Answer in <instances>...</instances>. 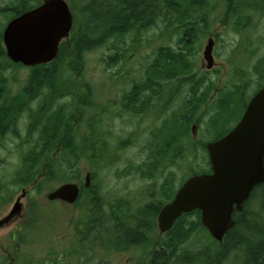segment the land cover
I'll return each instance as SVG.
<instances>
[{
  "label": "trees",
  "instance_id": "1",
  "mask_svg": "<svg viewBox=\"0 0 264 264\" xmlns=\"http://www.w3.org/2000/svg\"><path fill=\"white\" fill-rule=\"evenodd\" d=\"M74 1V14L77 10L81 21L78 23L76 16L71 37L61 44L57 58L48 65L29 68V75L21 92L16 94L18 96L8 95L9 92L3 85L5 80L0 82V150L11 153L16 165L11 171L0 168V210L13 198V191L9 189L11 185H18L21 189L30 187L28 194L32 189L40 191L43 187L50 188L56 183L78 181L81 162L90 166L109 164L107 155L111 153V149L106 141L107 131L100 117L101 109L96 107V102L80 75L84 54L100 47L103 41L106 44L113 36L139 32L156 24L159 19L166 24L170 20L184 24L182 27L186 32L183 39L185 42L189 39L186 42L188 44H192V40L199 34L201 42L209 34L206 30L211 22L208 16L211 0ZM38 3L37 0H17L16 7H5L0 12L10 14L8 22L33 9ZM223 3L221 24L234 33H241L248 28L255 16L264 15V0H224ZM3 28L0 24V60H5V67L18 66L12 64L5 56L1 45ZM184 41L179 42L177 49L168 44L159 45L153 59L145 66L142 78L133 80L129 88L119 94L118 108L138 116L139 113L142 115L148 111L154 101H174V95H165L163 98V95L150 94L176 91L177 88L167 91L174 82L180 86L191 84L193 87V94L183 100L182 105L178 107L179 111L173 110L168 117L163 118L159 126L156 125L163 116L160 117L161 109L147 112V117H151L150 127L156 126L149 131L151 137L146 142L145 150H148L149 154L147 160L133 165V171L141 174L143 178H153L156 174L160 177L163 169L174 166V158H181L183 153L187 154L195 146V140L191 137L190 143L186 136L189 126L191 128L193 124L199 123V115L196 116L199 110L208 107L210 111L233 113L234 102L239 100L243 102L244 112L252 96L246 95L252 76L259 79L256 91L264 85V57L258 58L254 64L249 63L253 51L244 47L240 51L248 56L236 65L235 72L230 71L226 82L217 92L218 95H209L213 88L212 83L207 84L204 93L199 94L203 81L192 80L193 76L190 77L189 69L192 64L189 56L192 50L181 46ZM262 41L264 37L251 42L244 40L242 44L249 43L253 49L255 45L262 44ZM233 55L234 52L228 56V61L232 63ZM105 60L108 65L117 66L118 63L124 62L126 57L125 54L110 53ZM115 76L120 75L117 73ZM115 80L119 81V77H115L113 81ZM80 85L84 86L83 95L80 94ZM66 103L69 104L68 107L65 106ZM91 105L94 112L91 111ZM85 112L90 115L83 128L79 125L81 115ZM23 115L26 119L22 135L17 126ZM226 132L218 134L214 139H219ZM8 134L16 140L11 146L5 143ZM204 144L201 145L203 149ZM7 145L10 146L9 149ZM170 150H173L172 155L169 154ZM94 176L95 173H92L90 187L81 191L80 197L85 198L81 205V215L69 219V225L73 227V240L77 237L80 248L86 244L82 242L88 239H91L88 243L90 249H99L105 255L110 252L122 253L131 248H144L136 264H220L231 255L237 257L238 264H264V184L253 193V197H259L258 211L246 212L249 204L246 205L218 246L202 227L198 211L183 214L167 233H158L156 217L176 192L170 177L164 176L159 186L163 200L152 199L144 205L139 202L135 207L134 203L125 199L103 198L99 187L95 186ZM185 180H182L180 185ZM74 205H77V202ZM42 212L45 213L43 207L33 206L29 213V225H35L38 214ZM198 229L209 235L210 240H206L202 248L194 254L185 252L182 245ZM12 236L15 246L12 252H16L24 234L23 231H18ZM68 253L77 256L82 254L77 250ZM2 258L0 264H12L9 257L6 256L4 263ZM15 258L13 264L18 263ZM22 260L19 264H26V260ZM97 264L109 262L102 259Z\"/></svg>",
  "mask_w": 264,
  "mask_h": 264
},
{
  "label": "rangeland",
  "instance_id": "2",
  "mask_svg": "<svg viewBox=\"0 0 264 264\" xmlns=\"http://www.w3.org/2000/svg\"><path fill=\"white\" fill-rule=\"evenodd\" d=\"M67 1L74 12V7H76L75 1ZM223 1L211 0L208 7L211 11L212 6L214 4L217 5L216 10L212 8V12H209L208 16L211 22L209 28L206 30L207 32L212 31L217 34L212 53L214 66L209 71H206L205 62L201 64L203 50L201 34L192 40V44L186 43L189 39L186 42L183 39V34L186 32L182 27L184 24L175 22V20H170L166 24L163 20L159 19L156 24L148 26L139 32L134 31L124 36H113L106 44L103 41L100 47L95 48L90 53L84 54L80 75L83 82L87 85V89L93 95L96 107L99 110L101 109L100 117H102L104 129L107 131L106 141L111 149V153L107 155L109 159L107 161L109 164L106 163L107 165L91 164L92 166H90L86 162L79 164L80 176L78 182L81 185H83L84 176L87 172L91 174L95 173L94 183L96 184L95 186L99 187L100 195L103 198L107 200L116 198L125 199L134 203L136 207L139 202L144 205L152 199L159 201L164 199L159 189L164 176L170 177L171 185L174 187L175 192L180 186V182L187 179L191 174L208 172L210 167L208 156L201 145L202 143L215 140L214 138L218 134L231 130L238 123L243 112L242 101L235 100L233 113L210 111L208 107H203L199 110L196 115H199V123L198 139L194 141L195 146L187 154L183 153L181 158H174L172 161L174 166L172 168L163 169L160 177L156 174L153 178H143L141 174L133 171V165H138L143 160H147L149 151L145 150V148H147L146 142L151 137L149 131L159 126L163 118L168 117L173 110L179 111L178 107L182 105L183 100L188 95L193 94V87L191 84L180 86L174 82L173 86H169L168 90L166 89L167 91L170 89L173 91L177 88L176 91H173L176 94L173 96V102L154 101L153 106L148 111L138 116H133L134 114L132 113L120 110L118 108L120 106L117 103L119 101V94L128 89L129 84L133 80L142 78L141 74L146 70L145 66L153 59L155 50L159 45L168 44L177 49L179 42L184 41L181 46L185 49L191 48L192 51L189 56L192 64L189 69L190 77L193 76L192 80L203 81V84L200 86V92H198L199 94L204 93L207 84L211 85V83L213 84V90H210L209 95L213 94V91L221 89L229 77L230 71L235 72L236 65L241 63L242 58L248 56V54H242V51H240L244 47H247L248 51H253L251 52L253 57L249 63L254 64L258 58L264 57V41H262V44L255 45L253 49L249 43L242 44L244 40L251 42L252 40L264 37V15L255 16V19L252 20L248 28L244 29L241 33H234L221 24ZM16 5L17 0H0V10L5 7H16ZM76 16L79 23L80 18L77 10L76 14H74L75 23ZM8 17H10L9 13L0 12L1 26H5ZM217 25H221V29H217ZM254 51H258V53L256 54ZM232 52H234V63L228 61V56ZM110 53L113 55L117 53L120 55L125 54L126 60L118 63L117 66L108 65L105 58ZM4 61V59L0 60L2 64L0 65V82L2 79L5 80L6 83L3 85L8 90V95L18 96L16 94L21 92L30 70L21 66L5 67ZM117 73L120 76H115ZM115 77H119V81L115 80L114 82L113 79ZM251 79L252 82L248 84L246 92L247 96L253 95L259 84L258 77L252 76ZM83 89L84 86L80 85L81 95H83ZM162 97L165 98V95ZM112 101L114 103H111ZM246 101L247 98L245 97L244 102L246 103ZM65 106L68 107L69 104L66 103ZM158 108L161 109L160 117L163 116L157 121V125L151 128L150 125L152 123H150L149 119L151 117H147V112ZM92 112L90 111V113ZM89 115L88 112L81 115L82 125L80 124V127L85 128V122ZM24 118L25 115L18 122H21L17 126L20 129V133L24 132V125L22 123L25 120ZM186 138L190 143L192 142L190 126L187 130ZM9 148L10 146L7 145V149ZM172 153L173 150H170L169 154L172 155ZM14 161L11 153L7 152V150H0V168L11 171L16 166ZM59 185L56 183L53 186L51 185L50 188L43 187L40 191L32 189L21 200L22 210L20 214L11 223L0 229V258L3 257L2 263L6 261V256L8 257L7 252H12L13 248H15L12 235L15 232L23 231L24 236L20 239V244L16 251L18 252L15 258L18 260L16 264H19L21 259L26 260V264H97L102 259L108 261L109 264H136L138 258L145 250L144 248H131L122 253L110 252L108 255H105L99 249L92 250L88 247L91 239L82 242V244L86 243L85 246L79 247L78 244L80 242L77 241V237L73 240V227L69 225V219H75L81 215V205L85 202V198L80 197L77 201V205L79 206H68L60 202H51L49 204L46 200L47 193ZM9 189L13 191V198L0 210V220L9 213L14 201L21 194L22 190L18 185H11ZM250 201L248 210L258 211L259 197L256 195ZM35 205L43 207L45 213H39L38 221H35V225H29V213ZM208 236L203 230L198 229L190 235L182 247L185 252L188 251L194 254L202 248L206 240H210ZM72 250L80 251L82 254L80 256L74 253L69 254L68 252ZM220 264H238V259L235 255H231Z\"/></svg>",
  "mask_w": 264,
  "mask_h": 264
},
{
  "label": "water",
  "instance_id": "3",
  "mask_svg": "<svg viewBox=\"0 0 264 264\" xmlns=\"http://www.w3.org/2000/svg\"><path fill=\"white\" fill-rule=\"evenodd\" d=\"M73 26V16L65 0H42L34 9L8 22L2 43L7 58L15 64L35 67L52 62L62 41L67 40ZM213 38H208L202 64L213 67ZM196 136V127H192ZM211 172L190 177L177 190L174 198L157 215L159 234L168 232L182 215L199 211L201 224L211 237L221 242L233 227L232 215L241 210L253 189L264 183V87L249 101L238 124L217 141L207 143ZM90 185V174L84 177V188ZM80 195L77 184L66 183L50 191L46 199L74 204ZM16 198L9 213L0 220L8 225L22 210Z\"/></svg>",
  "mask_w": 264,
  "mask_h": 264
},
{
  "label": "flooded vegetation",
  "instance_id": "4",
  "mask_svg": "<svg viewBox=\"0 0 264 264\" xmlns=\"http://www.w3.org/2000/svg\"><path fill=\"white\" fill-rule=\"evenodd\" d=\"M171 46V45H170ZM171 47H173V46H171ZM145 95H149L148 93H145ZM150 95H175L173 92H163L162 94H150ZM92 97H93V95H91ZM90 96V97H91ZM152 105H153V102H152ZM137 107H138V110L140 109V106H139V99H138V102H137ZM90 108L92 109L91 111H94L93 110V105H91L90 106ZM139 115H140V113H139ZM259 187V186H258ZM257 187V188H258ZM257 188H255L254 190H256ZM254 190L252 191V193L250 194V196H249V198L241 205V210L239 211V212H237V211H235L234 213H233V215H232V219H233V221H234V224H235V221H236V218L240 215V213H242V211L244 210V208H245V206L246 205H248L249 204V202H251L250 200L253 198V193H254ZM256 196V195H255ZM248 207L249 206H247V210H246V212L248 211ZM250 211V210H249ZM3 226H1L0 227V229L2 228ZM14 236H12V238H13ZM12 241H14V240H12ZM18 252H7V254H8V257L11 259L10 260V262H12V264H13V260H14V258L16 257V254H17Z\"/></svg>",
  "mask_w": 264,
  "mask_h": 264
}]
</instances>
